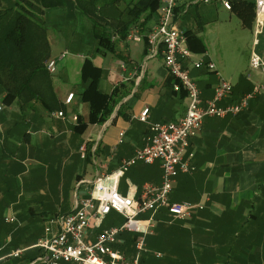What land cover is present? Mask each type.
I'll return each mask as SVG.
<instances>
[{
    "label": "crops",
    "instance_id": "1",
    "mask_svg": "<svg viewBox=\"0 0 264 264\" xmlns=\"http://www.w3.org/2000/svg\"><path fill=\"white\" fill-rule=\"evenodd\" d=\"M7 1L0 0V5H6ZM247 2L255 3V0ZM220 7L224 9L220 0H213L210 4L190 5L176 11L177 29L185 37L188 49L184 34L187 31L199 38L205 49L202 53L190 50L191 57L183 60L184 67L200 90L203 103L213 98L220 79L231 84L232 93L218 103L219 107L235 103L251 92L253 97L247 108L234 114L204 118L200 132L188 141L186 156L192 154V169L175 174L169 199L198 204L202 208L196 209L187 220H176L165 210L158 211L154 216L155 227L143 237L142 264H264V74L250 68L249 58L245 69L237 66L228 74L224 62L207 49L200 24L182 26L192 8H202L206 15ZM158 14L159 10L150 17L145 31H138L140 39L136 42L119 40L113 28L105 26L103 32L110 36L114 50L101 54L96 52L98 42L93 25L76 9L73 0H66L63 7L44 11L42 17L50 47L45 65L66 52L63 59L56 60L53 71H47L55 100L62 108L48 113L39 103L25 106L18 102L9 106L0 103V257L3 260L16 248L34 245L42 237L46 222L52 219L45 218L42 231L34 235H19L27 233L30 225L22 221L23 217L27 218L26 212L13 198L16 194L13 179L26 174L23 163L31 162L39 171L44 170L36 175V180L33 176L28 189L38 193L64 194L66 191L74 195L71 205L64 207L65 200L61 201L60 207L65 212L58 216L65 215L72 209V200L74 203L77 197L88 196L92 185L90 189L84 185L97 173L117 172L125 160L145 145L151 124L175 122L184 116L187 94L181 98L172 92L160 55L147 56L145 36L156 23ZM196 17L202 18L198 13ZM249 29L253 31L254 41L257 40L255 18ZM58 41L65 47L57 53ZM254 41L250 54L258 45L254 46ZM70 48L88 51L90 56L78 52L75 59L80 61L64 62ZM86 58L102 70L98 89L107 95L115 93L119 101L106 122L88 124L83 132L77 133L73 130L77 117L86 122L89 114L88 104L81 100L85 84L80 73ZM200 58L211 62L215 70L195 69L193 63ZM69 95H73L72 100L66 103ZM144 109L148 110L147 117L141 122L139 116ZM58 112L63 113L62 118L53 117ZM110 127L114 128L112 134H106ZM120 132L123 133L121 139ZM82 146L86 147L85 152L81 151ZM160 182L159 162L150 165L138 162L118 178V191L122 195L139 193L144 184L158 186ZM5 194L12 195L7 203L3 202ZM6 217H14L16 222L7 224L3 221ZM148 217V213L141 216L142 219ZM122 222V217L112 212L101 221L99 228L96 223L91 224L85 233L86 240L91 242L100 230ZM140 236L122 233L113 248L131 260Z\"/></svg>",
    "mask_w": 264,
    "mask_h": 264
},
{
    "label": "built area",
    "instance_id": "2",
    "mask_svg": "<svg viewBox=\"0 0 264 264\" xmlns=\"http://www.w3.org/2000/svg\"><path fill=\"white\" fill-rule=\"evenodd\" d=\"M213 0H160L159 14L156 23L145 36L147 44V56L162 57L163 66L178 84L174 90L181 86L187 94L188 105L184 116L175 121H162L151 124L149 135L145 145L137 150L128 160H125L117 172L111 175H100L89 183L92 189L87 197L76 198L72 209L65 215L56 216L46 222L43 235L31 247H21L12 250L8 258L18 259L26 251L38 249L40 255L30 264H142L140 252L144 248L143 237L152 232L155 227V214L165 210L170 217L176 220L191 218L196 209L202 206L190 202H172L169 195L172 191L173 177L179 171L189 172L192 154L186 156L188 141L194 138L201 130L203 119L206 117L223 118L247 108L253 97L248 94L237 102L225 107H219L218 103L228 99L232 93V86L227 81L219 80L211 100L203 103L200 90L190 78L188 70L184 67L183 60L191 57V51L186 45V39L177 29L175 13L182 7L190 5H206ZM243 0H220L222 7L230 11L232 2ZM254 18L256 35H261L264 28V0H255ZM140 39L137 29H131L127 41L136 42ZM258 41H254V46ZM262 57L252 52L249 57V66L264 74V46ZM66 52L61 53L58 59H63ZM56 60L46 64L47 71H53ZM195 69L206 68L214 71L215 66L205 59L200 58L193 63ZM258 88L255 89L257 91ZM69 95L66 103L72 100ZM2 106L0 104V112ZM147 109H144L139 120L146 121ZM54 118H62L63 113L53 114ZM123 133H119V138ZM85 152L86 147L82 146ZM153 164L160 163V185L144 184L139 193L122 195L118 191V178H120L132 165L136 163ZM116 213L122 217L123 222L100 230L94 240L88 242L86 230L91 224L96 223L100 227L101 221L110 213ZM149 214L148 218L141 216ZM5 223L16 222L14 217H6ZM122 233H137L141 235L135 243V255L131 260L126 259L119 251L113 248L118 237ZM1 250V247H0ZM4 258L0 257V261Z\"/></svg>",
    "mask_w": 264,
    "mask_h": 264
},
{
    "label": "trees",
    "instance_id": "3",
    "mask_svg": "<svg viewBox=\"0 0 264 264\" xmlns=\"http://www.w3.org/2000/svg\"><path fill=\"white\" fill-rule=\"evenodd\" d=\"M76 9L94 27V37L98 42L96 52H113L110 36L103 32L105 26L113 28L119 40H126L129 30L145 31L150 17L159 10L160 0H73ZM66 0H13L0 5V102L6 106L18 102L20 105L39 103L48 113L60 110L56 102L50 77L46 70L50 47L47 41V26L42 17L45 10L60 8ZM231 11L241 20L242 25L251 27L254 18V3L239 1L231 3ZM131 28V29H130ZM187 36L190 50L204 52L199 38L190 32ZM200 45L197 48L198 44ZM102 70L94 66L90 59L83 62L80 78L85 84L81 100L88 104L89 114L83 122L77 117L73 130L81 133L88 124H103L111 116L119 101L115 93L107 95L98 89ZM172 92L181 98L186 91L180 86L174 91L178 81L168 73ZM248 93V94H252ZM247 94V95H248ZM130 243L132 241H129ZM39 250L26 251L18 259L8 258L0 264L32 262ZM5 261V263H4Z\"/></svg>",
    "mask_w": 264,
    "mask_h": 264
},
{
    "label": "rangeland",
    "instance_id": "4",
    "mask_svg": "<svg viewBox=\"0 0 264 264\" xmlns=\"http://www.w3.org/2000/svg\"><path fill=\"white\" fill-rule=\"evenodd\" d=\"M253 2V0H247ZM202 16V18H197L196 15ZM186 20V21H185ZM185 22L182 23V26L190 24L191 26H196L200 24L203 28L204 36L206 37L207 49L210 54L218 56L226 66V72L228 74L233 73L234 68L237 66H242L245 69L246 62L248 61L249 54L251 52L254 35L253 31L249 27L242 25L241 20L236 16L234 12L226 11L220 8H214L210 13L204 15L202 8L195 10L192 8L189 11V14L185 18ZM199 20V22L197 21ZM59 39L62 40L60 37ZM258 45L254 48L255 53L262 57V47L264 46V31L262 35L257 36ZM57 53L60 50H63L65 47L62 41H58ZM61 45V46H60ZM79 51L75 49H68L67 57L64 62L68 61H80L75 59L76 54ZM88 51H80L79 54L82 56L88 55ZM93 55V53H92ZM84 58V57H82ZM62 65V64H61ZM1 103V102H0ZM113 127L106 129V134H112ZM86 166H89L85 164ZM84 165V166H85ZM24 171L26 174L20 175L17 179H13L12 186L16 191V194L13 195V198L17 199L20 202V208L26 212L27 218L23 217L22 221H27L30 223L28 226V232L22 234L20 230H16L20 236L24 235L25 237L31 234H36L39 230L42 231L45 218H54L60 213L65 212V209H61L62 200L64 199L65 205H71V197L74 198V195L64 191L63 192H44L38 193L35 189H28V184L32 180L33 176L43 173L44 170L39 171L37 166L31 162L23 163ZM90 171V170H89ZM88 176V175H87ZM38 176L34 180L37 179ZM91 178V177H89ZM84 187L90 189L91 184L88 183ZM1 196V195H0ZM10 194H5L3 196V202H9L11 199ZM2 201V200H0ZM73 204V200H72ZM63 208V207H62ZM117 217V215H115ZM4 221V220H3ZM19 223L21 219L18 218ZM14 228V227H13ZM20 228V226H19ZM24 231V230H23ZM17 235V234H16Z\"/></svg>",
    "mask_w": 264,
    "mask_h": 264
}]
</instances>
